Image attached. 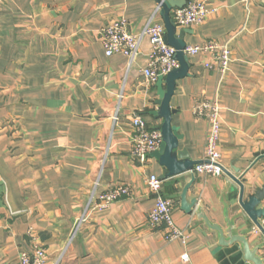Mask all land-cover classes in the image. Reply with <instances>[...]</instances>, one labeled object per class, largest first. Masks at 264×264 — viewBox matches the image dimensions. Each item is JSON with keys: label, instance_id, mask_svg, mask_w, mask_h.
Returning a JSON list of instances; mask_svg holds the SVG:
<instances>
[{"label": "crops", "instance_id": "1", "mask_svg": "<svg viewBox=\"0 0 264 264\" xmlns=\"http://www.w3.org/2000/svg\"><path fill=\"white\" fill-rule=\"evenodd\" d=\"M202 1L211 9L206 20L178 31L187 30V45L229 44L232 60L220 74L204 66L210 56H189V74L177 81L170 103L172 126L182 135L179 150L203 160L209 123L193 106L217 98L224 173L162 179L164 196L175 203L174 223L188 237L182 243L166 241V226L148 220L155 198L147 178H161L164 167L132 153L133 118L150 128L163 121L151 114L159 109L157 81L143 73L150 41L144 37L131 60L107 56L101 39L120 18L134 34L164 24L157 1L0 0V264H20L21 252L35 246L46 250L47 264H251L239 244L221 246L195 210L182 209L181 193L194 175L188 200L198 198L226 229L225 193L231 215L242 214L238 230L252 245L264 240L252 231L228 174L242 178L246 196L264 187V0ZM117 184L129 196L86 212Z\"/></svg>", "mask_w": 264, "mask_h": 264}, {"label": "built area", "instance_id": "2", "mask_svg": "<svg viewBox=\"0 0 264 264\" xmlns=\"http://www.w3.org/2000/svg\"><path fill=\"white\" fill-rule=\"evenodd\" d=\"M247 1V0H243ZM211 9L202 0H189L186 5L176 8L172 13V20L177 27H188L202 24ZM165 25L162 23H150L146 25L140 34H134L129 30L127 20L124 18L111 21L101 33L102 44L107 56L123 54L133 60L139 52L141 41L148 37L150 41V52L148 62L143 69L144 75L152 82H156L159 76H165L173 69L179 67V61L175 58V48L165 41ZM185 53L188 56L205 54L211 60L206 61V68L216 67L220 74H225L232 60V49L227 43L217 41H207L203 44L186 45ZM194 115L207 119L209 130L206 137L205 156L190 171L193 174H207L219 176L224 173L221 165L220 138H221V109L217 98L198 99L193 106ZM134 127L132 153L139 158H148L154 151L158 150L162 143V133L160 128H150L146 121L139 116L133 118ZM147 185L154 195L155 203L148 214L149 223L153 226L165 225V240L168 242L180 240L187 242V234L178 228L173 220L172 212L174 200L165 197L163 194V180L156 174L147 178ZM130 189L127 186L117 184L103 192L97 199L94 206H89L90 210H103L110 207L114 202L129 196ZM86 219L84 214L78 221L81 225ZM264 228V217L260 220ZM254 233H261L259 227L254 224ZM188 258V254L184 255ZM48 255L42 246H35L31 252H21L20 264H47Z\"/></svg>", "mask_w": 264, "mask_h": 264}, {"label": "water", "instance_id": "3", "mask_svg": "<svg viewBox=\"0 0 264 264\" xmlns=\"http://www.w3.org/2000/svg\"><path fill=\"white\" fill-rule=\"evenodd\" d=\"M161 8V14L164 18V25L166 29L165 41L167 44L173 46L176 50L175 58L179 61V67L173 69L165 76H159L157 80L159 99L157 104L159 109L152 111L151 114L156 118H161L162 124L160 130L162 133V143L158 150L154 151L151 156L156 158L161 166L164 167L163 176L161 179L167 177L177 176L191 171L199 160H191L186 150H179V142L182 135L172 126L173 112L171 109V99L175 93L177 81L186 77L189 74L190 62L189 56L185 53L186 42L184 35L187 30L178 31L171 16L173 8H181L186 4L187 0H156ZM229 177L239 186L238 203L242 212H244L255 225H257L264 237V228L260 224V219L264 217V208H258L259 204L264 200V187L257 188L251 195L246 196V188L242 178H238L229 173ZM195 181V177L191 178L189 183L185 185L181 193V207L191 214L194 212L199 220L212 231L216 232L218 243L221 246H231L239 244L244 259L251 264H264V255L260 253L264 249V240L252 245L250 237L242 234L236 225L241 213L231 215L229 204L225 198H221L223 205V216L226 222V229L214 222L208 215L207 210L198 198L188 200L187 193L189 188Z\"/></svg>", "mask_w": 264, "mask_h": 264}]
</instances>
